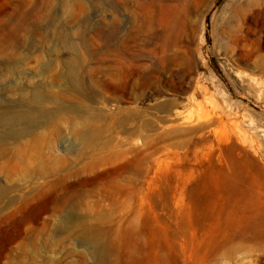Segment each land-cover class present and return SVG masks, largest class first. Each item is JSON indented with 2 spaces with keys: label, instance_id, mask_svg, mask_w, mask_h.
<instances>
[{
  "label": "rangeland",
  "instance_id": "1",
  "mask_svg": "<svg viewBox=\"0 0 264 264\" xmlns=\"http://www.w3.org/2000/svg\"><path fill=\"white\" fill-rule=\"evenodd\" d=\"M263 41L264 0H0V264H264Z\"/></svg>",
  "mask_w": 264,
  "mask_h": 264
},
{
  "label": "bare ground",
  "instance_id": "2",
  "mask_svg": "<svg viewBox=\"0 0 264 264\" xmlns=\"http://www.w3.org/2000/svg\"><path fill=\"white\" fill-rule=\"evenodd\" d=\"M145 19H147V20H145ZM141 18L140 19V22H141V25H143V24H148V22H149V19H150V17H148V18ZM114 24H115V20H113V22H112V25H113V27H114ZM111 36H112V40L113 39H115V31L113 30L112 31V34H111ZM262 37V36H261ZM263 40V39H262ZM264 42V41H263ZM238 121V120H237ZM249 122V121H248ZM238 123V122H237ZM245 123V122H244ZM247 125V127H244V128H249L250 129V132L252 131L256 136H257V139H259V138H261L262 139V141H264V134L260 131V130H258L256 127H254L251 123H246ZM241 125V124H240ZM241 129H239L238 128V126H237V140H240V139H242L243 138V135H241L242 134V132L240 131ZM244 131V130H243ZM246 132V131H245ZM244 134V133H243ZM252 134V133H251ZM253 135V134H252ZM242 137V138H241ZM259 137V138H258ZM247 139V138H246ZM248 140V139H247ZM248 142V141H247ZM263 143V142H262ZM249 144V143H248ZM245 145V144H244ZM239 146V145H238ZM243 147V146H242ZM241 147V148H242ZM245 147V146H244ZM250 147V146H249ZM237 150H239L238 149V147H237ZM241 150V149H240ZM239 152V151H238ZM263 211H264V208H263Z\"/></svg>",
  "mask_w": 264,
  "mask_h": 264
}]
</instances>
